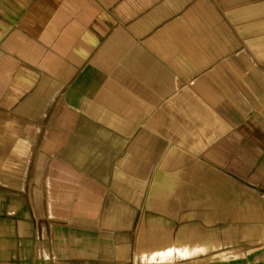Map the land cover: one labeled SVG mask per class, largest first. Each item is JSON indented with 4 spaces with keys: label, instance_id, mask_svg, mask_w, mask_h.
<instances>
[{
    "label": "crops",
    "instance_id": "1",
    "mask_svg": "<svg viewBox=\"0 0 264 264\" xmlns=\"http://www.w3.org/2000/svg\"><path fill=\"white\" fill-rule=\"evenodd\" d=\"M174 170L264 203V0H0V264H150Z\"/></svg>",
    "mask_w": 264,
    "mask_h": 264
},
{
    "label": "rangeland",
    "instance_id": "2",
    "mask_svg": "<svg viewBox=\"0 0 264 264\" xmlns=\"http://www.w3.org/2000/svg\"><path fill=\"white\" fill-rule=\"evenodd\" d=\"M168 174V180H172L174 184L172 190L175 195V200L179 198L176 197V194L181 196L182 189H186L189 190L188 194L191 201L174 202L172 208L174 218L172 219H165L164 217L167 213L159 211L158 216L163 218L149 220L151 231L156 232L154 235L155 237H158V239L163 238V241H173L174 238L177 239V237L182 236L183 233L181 234L180 231H193L194 228V231H199L201 236L203 235V239L204 236L207 235V238L211 237L210 241L213 242L209 241L208 243L211 246L210 251L208 250L204 254L194 255L188 258L192 259L204 256L211 260H221L219 257L220 255L230 253L237 254L233 258H222L223 260L221 261L225 262H229L231 259L237 258L241 260L245 257H250L255 249L264 244L256 238L254 233L260 230V227L254 228L256 230L251 229V232H253L251 237L244 235L245 229L249 228L246 224L251 223L255 225L264 223V203L240 202V200H245L244 197H240L241 195L245 196L246 194H250V192H246L245 188L234 185L233 183L231 184L230 180L225 178L224 175L220 177L218 174H214L213 171L190 170L189 172H181L174 170ZM182 174L184 176L187 175V179L182 180ZM183 182L184 184H188L189 187L181 186ZM235 195L238 196L239 201L237 203L230 202V196L234 197ZM199 197L200 199H203V197L207 199H205V202H198ZM214 198H216L215 201H213ZM184 199L187 198L185 197ZM235 206H237L239 212L243 211V215L247 207H250L249 210L252 208L254 216L256 217L252 218L253 221L252 219L231 218L230 216L231 213L234 212ZM163 207H165V204H163ZM168 215H170V213H168ZM182 215L186 216L183 218ZM3 222L4 220H0V232L4 226ZM165 227L168 229L172 228V235H165ZM194 235L196 234H191V236ZM188 236L190 235H187V237ZM201 243L204 242L202 241ZM216 243L217 248H215ZM215 256L216 258H214ZM181 262L182 259L178 261L175 260L172 264H181Z\"/></svg>",
    "mask_w": 264,
    "mask_h": 264
},
{
    "label": "bare ground",
    "instance_id": "3",
    "mask_svg": "<svg viewBox=\"0 0 264 264\" xmlns=\"http://www.w3.org/2000/svg\"><path fill=\"white\" fill-rule=\"evenodd\" d=\"M205 199H207V198H205ZM262 226H264V225L260 226V230L254 232L256 237H260V239H259L260 241L264 240V228ZM256 227H259V226H254V228H256ZM248 229L249 228H247V230ZM194 230L195 229L193 228V231L187 230V233H183V234L181 233L182 236L180 235L181 237H177V239L174 238L175 240L173 239V241H171V240L161 241L159 243L160 245L158 244V245L154 246L155 247L154 249H151L147 254H143L142 260L140 258H139V260H141L143 262H148L150 264H172L175 260L178 261L181 259H186L190 256L200 255V254L206 253V251H208V250L210 251L211 246L208 243H209L211 237L207 238V235H206V236H204V239H203V235L201 236L199 231H194ZM253 230H256V229H253ZM191 234H196V235L191 236ZM187 235H190V236L187 237ZM246 236H247V234H246ZM202 241L204 243H201ZM210 242H213V241H210ZM144 244H146V243L144 242ZM137 246H138V244H137ZM139 247H142V246H139ZM215 248H217V243H216ZM138 250H137V252H139ZM141 253H143V251ZM235 255H237V254L230 253V254L220 255L219 257L221 258V260H223L222 258L229 259V258H233ZM217 257H218V255H217ZM214 258H216V256Z\"/></svg>",
    "mask_w": 264,
    "mask_h": 264
}]
</instances>
